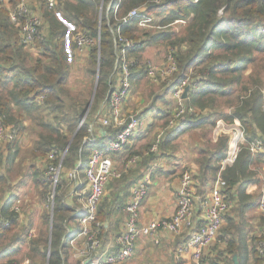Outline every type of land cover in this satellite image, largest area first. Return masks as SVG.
<instances>
[{"label": "trees", "instance_id": "trees-1", "mask_svg": "<svg viewBox=\"0 0 264 264\" xmlns=\"http://www.w3.org/2000/svg\"><path fill=\"white\" fill-rule=\"evenodd\" d=\"M18 1L12 0V3L16 5ZM101 2H103L104 12L99 17L98 10ZM118 4L119 8L116 11ZM134 7H138L140 10V15L136 18L156 13L157 15H164L170 21H176L187 19L193 15L187 33L179 36L176 40H172L170 43L175 48V57L179 70L171 80L163 81L164 88L173 93V89L179 83L187 77L190 78L189 83L195 91L189 97L184 98L188 107L196 104L199 107H205L204 94L212 91H223L227 85L236 79L240 81L242 70L250 63L257 61L256 53L264 52V0H64L60 6L64 17L76 25V31L78 29L83 30L95 39L100 38L101 65L103 67L111 65L110 70H101L94 105H92L81 127L76 130L85 112L86 104L89 103V99L80 100V97L74 96L73 103L65 108L67 105L66 101L62 93H59L62 89V92H66L63 85L71 68L70 53L66 47V37L69 33L68 26L59 19L54 10L49 9L48 4L44 1L41 10L48 26L45 24V32L38 35L35 40L36 45L41 49V56L34 63L28 65L25 63L27 61L25 49L27 48L21 42L20 33L14 30L15 24L11 21L8 10L0 7V74L6 76L9 74L6 71L10 69L12 72L11 76L15 75L17 77L14 87L5 94L6 98L2 97L0 100V115L5 114L6 121H11L12 103L19 104L29 110L44 104L49 106L54 112L63 113L61 118L67 123L69 131V134H64L59 128L53 127L57 133H51L46 136L48 140L44 145L42 138L46 137H42L40 148H38L37 152H34L35 154L48 152L53 148L64 151L70 142V138L74 136L67 149L64 163L67 164V167H74L80 161L81 170L85 174L92 146L105 142L89 140V120L93 117L98 105L105 99L111 84L115 81V79H112L111 73L113 70L115 73L114 64L117 51L119 52L120 50L117 41L118 30L120 29L123 34L134 41V48L131 52L135 53V57L139 61H143L141 51L146 44L153 42L159 37H169L172 34V32L166 33L162 31L149 34V31L146 30L136 34L131 27L136 18L128 22L120 20L121 16ZM97 45L95 43L90 47V56L92 51H97ZM183 46L187 48L185 49ZM217 48L223 49L225 55L216 54L214 49ZM96 56L97 54L94 55V57ZM220 58L224 60L222 61ZM5 61H8L6 63L10 64V68L2 67V65H5ZM21 63L26 66L20 65ZM219 70L223 74L231 72L237 73V75L232 76L230 79H224L217 75ZM146 75L147 69L145 66L132 69V80L140 79ZM262 88L263 86L260 85L248 97L243 92L247 93L249 88L244 86L241 94H239V102L241 104L230 115V120L237 117L242 121L250 138L257 137L259 130L264 133V107L262 105L264 93ZM68 91L70 92V90H67V95L69 94ZM39 96L45 97L43 104L36 100ZM208 119H211V116H206L202 112L200 114L196 111H188L172 125L173 128L168 130V132L178 131V134H181L183 128L200 125ZM121 128H113L111 131L112 137L110 136V138H114ZM222 138L219 139L221 142L220 147L218 145L217 150L212 152L219 161L225 156L228 149V138ZM18 141L19 137L9 145L11 146L9 150L13 147L18 150ZM164 144H166V139H161L156 151L150 150L152 146L150 144L149 152L156 153L162 149ZM136 153L138 152L130 150L127 159ZM155 153H151L147 157H154ZM254 160L264 162V153H258L254 156L248 148H244L236 162L227 166L223 171V175L231 187L228 189L229 196L235 198L233 188L234 185L238 184V200L245 207L249 206L246 198L250 196L249 185L251 183L248 182L258 183L260 181V178L253 176L250 168ZM219 165L216 168H219ZM136 172L137 170L134 169L129 172L130 174H124L120 182L124 183V185L127 183L132 185L142 175L140 173L132 177ZM39 178L41 184H44V186L49 185L48 197L51 183L46 177L45 171L40 173ZM64 180L65 177L63 175L61 183L56 190L52 237L50 239L49 236H46L44 243L46 252L51 244L49 264H70L68 260L70 240L81 229L72 208L64 200L66 188L63 191L60 188ZM247 183L248 185H246ZM261 191L253 194L255 199L253 204L257 205ZM8 203L0 211L3 219L11 220V225L2 227L0 222L2 233L10 232L14 228L20 214V211L15 208L10 209L11 203ZM126 203L124 202L120 206L124 207ZM100 217L101 222L107 218V213L102 209L98 213V220ZM104 228L105 225L102 222L101 233ZM233 229L234 223L230 221L229 225L225 227V231L233 233ZM262 238H255L256 243ZM238 239L240 242H237ZM245 241L246 234L241 232L237 238V235L233 233V237L231 236L229 239L228 247L223 250L230 262H233V255L240 252L239 264H246L244 257L245 251L247 253V245ZM252 250L255 257L261 256L259 250H255V246L252 247ZM209 259L211 264H221L219 257L210 256ZM255 259L257 261L256 264H258L259 259ZM18 263L19 261L17 260H10L6 264Z\"/></svg>", "mask_w": 264, "mask_h": 264}, {"label": "crops", "instance_id": "crops-1", "mask_svg": "<svg viewBox=\"0 0 264 264\" xmlns=\"http://www.w3.org/2000/svg\"><path fill=\"white\" fill-rule=\"evenodd\" d=\"M156 16L157 14L153 13L142 18H136L133 21L134 24L131 26L132 31L136 32L137 34H140V30L150 31V28H153L157 24H159L156 23L158 22L156 21ZM192 16L193 15H191V18ZM191 18L189 17L187 19L191 20ZM179 20H181V22H187V20L185 19ZM141 21L146 22L147 25L142 26ZM45 24L48 26L47 22H45ZM149 44L150 43L146 44L144 48H146ZM68 46L69 45L67 43V48ZM171 48V46H168L167 50L170 51ZM27 49H30L33 53H39V55H41V49H39L36 44L33 47ZM72 51L73 54L71 57V64L73 63V65H75L77 62H82L84 58H88V55L90 56V48L86 49L83 52L75 47L71 50V52ZM132 56L136 58L134 52L132 53ZM141 57L143 61H152L150 58H146L142 51ZM166 57L167 53L160 62L164 61ZM2 67L10 68V64L5 63V65H2ZM9 71L10 69L6 72H8L10 75L8 74L4 76L0 74V100L2 99V97L6 96L4 94H7L8 91L12 89V87H14V84L17 80V77L15 75L11 76L12 72ZM115 73V81L111 84V87L108 90L105 99L100 102L97 111L89 120V138L95 142L111 139V131L113 130V128H116L114 125H104L97 120L99 114H106V100L109 97L112 86H116L118 84L119 73L117 71V68L115 69ZM143 78L150 79V77L146 75L141 77L140 79L136 78L132 80V89L129 94L128 100L124 104L123 113L124 115L130 114L132 112L136 113L143 120L145 131L143 134L133 137L128 142V145H126L121 151L112 154L114 167L116 171L121 173V175L111 177L109 183L107 184L104 196L101 200L102 204L100 202L99 205L98 213L101 209L107 213V218H105V221H102L103 225H105V228L100 235V248H110L112 250L118 248L116 243L117 236L125 229V214L123 212L124 207L120 205L124 204V202L126 203V201L128 202L131 196L133 185L140 178L142 179L145 176L150 177V181L148 182L147 194L140 204V224L146 226L154 220L169 217L175 212L177 206V192L179 191L181 186L182 173L186 169H189L193 172V170L191 169L192 167L195 171V182H197L196 186H198L199 188H197L198 194L206 195V193H208L216 183L217 178L221 176L225 181L223 190L227 194L228 198L232 201V210L230 209L225 214L224 225L222 230L220 231L219 238L214 240L208 247L204 249V264H211L209 259L210 256L219 257L221 264H239L240 252L234 254L233 262H230L227 258V255L224 254L223 250L228 247L229 239L231 238V236L233 237V233L236 234L238 238L241 232L243 234H246L245 242L247 245L248 254L245 251V263L256 264L257 261L255 258H257V260L259 259L258 264H264V255L255 257L252 250L253 246H255V250H259V240L256 243L255 238H264V214L262 212L260 213V210L258 209V206L255 205V203L253 204L255 200L253 195L255 193L254 189L259 182H248L251 183L249 185L250 196L246 198V202L249 204V206L245 207V205L238 200V184L234 185L233 188L235 198L229 196L228 189L231 187L229 186L227 179L223 175V171L226 168H220L221 160L224 156L219 161L212 153L217 150L218 145L211 151V153H209L208 150H206L207 146L200 145L203 143L202 141H195L192 138V135H194L196 131H201L206 127L211 129L210 137L212 138V130L214 128V125L216 124V121L225 117L220 116V113L215 110L214 106H216V102L211 96L214 97L215 94H225V91H212L204 94V100L207 98L208 100L212 101L205 103L206 105L203 108L199 107L198 104L194 105L198 113L201 114L202 112V114L206 116H211V119H208L207 121L197 126L185 127L183 128V132L181 134H178V131H171L169 133L168 130L173 128V126L170 124V120L176 106V101L172 96L173 93L168 91L167 89H164L162 92H155L152 89L148 91L145 90V88L138 90L137 86L140 84ZM235 90L236 89H234V91ZM152 91L156 93L154 96ZM194 91L195 89H193L191 86L188 97ZM232 91L233 88L227 93L232 94ZM135 93L141 96H138L136 98ZM144 94L150 100H146L143 97ZM18 106L21 105L12 103V120L8 122L13 126L15 124L13 121V110H15V108ZM86 118L87 116L85 117L84 121L86 120ZM67 129L68 128L66 123V131L65 129H62V132L64 134H69V131ZM76 130H78V127ZM259 133L264 134L260 130ZM157 139H160V141L161 139H166V144H164L162 149H160L156 153L149 152L150 144L153 145V143ZM149 140L153 141L150 142ZM19 141L18 150H16L15 147L9 150V147H11L9 145L13 142H9L8 144L0 146V210H3L4 206L9 201L11 203H8L10 204V209L14 208L15 206H25L24 211H21L19 207L20 214L18 217V221L10 232L2 233L0 230V264H6L10 260H17L19 262H25L26 264H45L47 252L45 250L44 243L47 236V230L43 227V221L47 218L48 211L45 208V204L40 202L38 197L26 198L24 200L23 196L19 197L20 189L17 186V183L21 177L11 180V173L8 174L6 172V166L10 165L11 170L12 166H14V164L16 162L18 163V161L20 160ZM178 141L181 142L177 143ZM210 141L212 142V140ZM215 141L218 143V141L220 140ZM33 150V152H37V142ZM130 150L137 151L138 153H136L135 155H138L139 158L136 163L127 168L125 164L128 160L127 158L129 156ZM151 153H155V156L150 158L149 156L147 157V155ZM204 154L207 155L208 161L206 160V158L203 159L204 161H200L199 158V160L195 159V157H199ZM39 155L40 154L33 153L35 163L37 164L39 161L43 160L42 157H39ZM218 164H220L219 168H216L218 167ZM33 166L34 163H32V167ZM72 168L80 169L77 181H74L68 177V172L72 170ZM64 169V177L69 181L70 184L65 189L66 192L64 200L66 204L72 208L73 214L75 215V213L83 207L86 195L88 193V184L86 176L81 170L80 161L74 167H68ZM134 169H136L137 172L132 175V177L140 173H142V175L132 185H130L129 183L124 185V183L120 182L124 174L129 173ZM10 170L7 171L9 172ZM29 172V178H31L33 182L35 181L36 184L40 187V185L38 184L40 183V170L38 171V174L36 171L33 172L32 170H30ZM3 179H5V181ZM4 183L6 184V188L3 187ZM248 183L246 185H248ZM19 200H22L21 203H23L24 201V203L26 204H20ZM203 200L204 198L199 196L196 198L195 220L197 222H200L203 217ZM230 218H232V220H230ZM230 221H233L234 223L233 233L225 231V227L229 225ZM23 222H25V227L23 226ZM188 234V230L177 234L160 228L156 233H153L151 235H141L137 240L134 254L139 255L142 260L143 258L153 260L154 262H156V264H196L190 252L181 253L179 251V248H181L186 242ZM77 241L78 244L83 246L85 239L77 237ZM237 242H240V240L238 239ZM74 248L75 246H69V263L80 264L79 259L75 256ZM134 254L131 256V258L134 257ZM25 256H28L27 262L24 260Z\"/></svg>", "mask_w": 264, "mask_h": 264}, {"label": "built area", "instance_id": "built-area-1", "mask_svg": "<svg viewBox=\"0 0 264 264\" xmlns=\"http://www.w3.org/2000/svg\"><path fill=\"white\" fill-rule=\"evenodd\" d=\"M37 0H19L16 5L12 0H0V7L8 10L11 21L20 29V38L25 48H31L36 43V37L45 32L46 25L43 13L40 7L36 5ZM49 9L54 10L60 19L65 17L60 10L64 0H44ZM119 4L116 7V11ZM140 15L138 7L129 10L120 17L122 22H128ZM67 20V19H66ZM69 29L66 37V47L70 36L73 37V48H67L70 53V61L75 47L80 51H85L96 43V39L86 31L77 30L76 25L71 21L64 22ZM72 25V26H71ZM142 26L147 23L141 21ZM70 26V27H69ZM118 66L119 73L118 84L112 86L109 97L106 100V114H99L97 120L104 125H114L122 127L114 138L106 140L102 144H95L91 148L89 164L85 168V176L88 184V193L86 195L83 207L75 215L80 224V231L71 238L70 245L75 246V256L80 264H124L131 258L136 249L137 240L141 235H151L160 228L173 233L189 232L184 245L179 248L181 253L190 252L196 264H204V249L214 240L219 238L221 228L224 225L225 214L231 209L232 201L223 190L224 179L219 176L216 183L206 195L198 194L195 182V176L189 169L183 171L181 176V186L177 192V206L175 212L169 216L152 221L143 226L140 224V204L147 194L149 176L140 178L131 191V196L123 208L125 214V229L117 236L116 243L118 248L101 247V224L98 220V209L104 196L107 184L111 177L120 176L116 171L112 154L121 151L128 142L136 135L143 134L145 126L143 120L136 114L130 113L124 115V104L128 100L132 89V69L134 67L145 66L147 76L155 81L171 80L174 74L179 70V65L175 57V48L172 47L167 54L165 62L161 64L151 63L150 61H139L132 56L134 41L118 30ZM70 49V51H69ZM190 78L187 77L173 89V98L176 101L175 110L170 120L174 125L186 112H197L196 107L187 106L182 96ZM44 96H39L36 100L39 103L44 101ZM215 131L217 135L228 134V149L226 155L221 160L220 168H226L232 165L238 159L240 152L248 148L253 154L264 153V134L250 138L245 126L239 118H234L229 123L219 119L216 121ZM16 139L15 127L6 121L5 114L0 115V146L13 142ZM89 140H91L89 138ZM160 139H157L152 147L156 151L159 147ZM67 151H61L53 148L48 153V161L45 169L46 177L51 183V190L48 195V201L54 202L56 190L64 172V158ZM139 156H131L125 166L129 168L138 161ZM80 169L72 168L68 172V177L74 181L78 180ZM198 194V195H197ZM203 200V217L200 222L195 220V203L197 197ZM258 209L264 214V186L261 191L260 199L257 203ZM17 211L19 207H14ZM0 222L2 227L11 225L10 219H3L0 211ZM77 237L84 238V245L78 244ZM259 253L264 255V238L259 240ZM18 264H26L19 262Z\"/></svg>", "mask_w": 264, "mask_h": 264}, {"label": "rangeland", "instance_id": "rangeland-1", "mask_svg": "<svg viewBox=\"0 0 264 264\" xmlns=\"http://www.w3.org/2000/svg\"><path fill=\"white\" fill-rule=\"evenodd\" d=\"M43 0H37L36 1V5H38V7L42 8L43 6ZM99 12V17L102 16L103 11V2H101V6L98 10ZM191 18V16H190ZM60 19V18H59ZM192 19V18H191ZM62 22L68 21L65 18L64 19H60ZM187 20V22H181V20H177V21H170L167 19V17H165L164 15H157L156 16V23L157 24L155 27L150 28L149 30V34H155L156 32H166V33H170L172 32L171 36L169 37H159L156 40H154L153 42H150V44L146 47L142 49L143 54L145 55L146 58H150L152 61H150L151 63H155V64H161L163 62H165L166 59H164V61L160 62L166 55V53L168 54L167 48L168 46L173 47L172 45H170L172 40H176L179 36H182L183 34L187 33V30L189 28L190 25V19H185ZM14 30H16L18 33H20V29L17 28L14 25ZM140 30V33H142ZM144 32V31H143ZM137 34V33H136ZM73 37L70 36V41H71V45L72 48L73 46ZM70 41L68 40V45L71 48L70 45ZM118 41V40H117ZM96 44L97 45V51H92L91 56L88 55V58H84L82 60V62H77L75 65H73V63L71 64V68L67 77L66 82L64 83L63 87L66 90H70L69 92V96L67 95V93L64 91L62 92V90L59 93H62V96H64V100L66 101V107H69V104L73 103L74 96H78L81 99H89V101L92 98L93 92L97 91L98 85H99V80L101 77V70H110L111 69V65L110 66H106L103 67V65H101V41L99 42V38L96 39ZM185 49L187 47L183 46ZM216 54H220V55H225V51H223V49H214ZM25 53H26V57H27V61L25 62L28 65H31L32 63H34L38 57H40L41 55H39V53H33L30 49H25ZM97 54L96 57H94V55ZM1 56V54H0ZM257 57V61L254 63H250L245 69L242 70V72L240 73V81H237V79L235 81H233L232 83H230L229 85L226 86L225 90V94H215V96H211L214 101L216 102V106H214L215 110L218 111L220 113V116H223L225 118H221L222 120H224V122L229 123L231 119V114H233L236 110L237 107L241 104V102H239V94H241L242 88H244V86H247L249 88V90L246 92H243V94L245 96H250V94L252 92H254L255 90H257L259 88L260 85L263 86L262 90L264 93V52H259L256 53L255 55ZM118 51H117V57L115 60V69L118 66ZM222 59V58H220ZM47 60V59H44ZM224 59H222L223 61ZM8 61H5V63ZM156 62H160V63H156ZM7 64V63H6ZM22 66H26L25 64H20ZM113 68V66H112ZM217 75L222 77V78H232V76H236L237 73H231V72H227L226 74H223L221 70H219L217 72ZM111 77L112 79H115L116 77V73H114V70L111 73ZM145 79V78H143ZM140 82V84L137 86L138 90L145 88V90L150 91V89L154 90L155 92H162L165 88H164V84L163 81H155L153 79H145ZM233 91L231 92L232 94H229L227 92H229L230 90ZM234 89H236L234 91ZM59 91V90H58ZM146 92V91H145ZM153 92V91H152ZM155 92H153V96L156 94ZM146 94V93H145ZM144 94V98L146 100H150L146 95ZM5 95V94H4ZM138 95L137 93H135V97L137 98ZM174 99V98H173ZM212 100H208L207 98L205 99V103L211 102ZM91 105L90 107L88 106V104H86V110L89 108V111L92 107V105H94L95 102V97L93 99V101H91ZM43 104V103H42ZM262 105L264 107V98L262 100ZM84 112V113H85ZM13 121H14V126L16 129V137H19V143H20V160L18 161V163L16 162L14 164V166H12V169L10 170V165L6 166L7 170H10L9 172L6 170V172L10 175V179H17L20 178V180L17 183V186L19 187V192L20 195L19 197L23 196V200L26 198H35L38 197L39 201L45 204V208L48 211L47 214V218L43 221V227L46 228V234L47 237L49 236L50 238V233H51V229L53 226V209H54V202L52 200L48 201L47 198V191L49 190V185H45L44 184H40V187L36 184V182L33 180H31V178H29L28 173H30L29 171L32 170L33 172H37L40 170L41 173H43L46 169V165H47V161H48V152H42V153H38L40 154L39 157H42V161H39L38 164L35 163V158L33 156V149L36 146V142L38 144V148H40V142H41V138L42 137H46L49 136L51 133L55 134L57 133L53 127L59 128L61 131L62 129H65L66 131V122L61 118V114L60 112H54L53 110H51L49 108V106H45L44 104L38 107V108H33L32 110H29L27 108H24L22 106H18L15 108V110H13ZM74 115V113H73ZM84 115V114H83ZM82 115V117H83ZM63 121V122H61ZM65 124V125H63ZM216 125V124H215ZM215 125L214 128L212 130V138L210 137L211 134V129H209L208 127L202 129L201 131H196L194 133V135H192V138L195 141H202L203 143L200 144L201 146H207L206 150H208L209 153H211V151L217 147V145H219L221 142L218 141V143L215 140H219L222 137H228V134L223 133L221 135H217L216 131H215ZM65 126V128H64ZM18 127V128H16ZM68 130V129H67ZM261 133L258 134V136ZM73 136L70 138V142H72L73 140ZM225 139V138H222ZM43 140V145L46 143V141L48 140V138H42ZM207 140V141H206ZM212 140V142L210 141ZM150 141V140H149ZM153 141V140H151ZM150 141V142H151ZM68 146L69 147V144ZM181 141H178L177 143H179ZM229 142V140H228ZM149 143V142H148ZM215 143V144H214ZM176 144V143H175ZM171 148V146H170ZM68 148H66L65 150H67ZM181 150V149H180ZM258 154V153H257ZM240 155V154H239ZM254 156H256V153L253 154ZM239 157V156H238ZM200 161H204L203 159L206 158V160L208 161L207 155H201L199 157H195L196 160ZM255 159V158H254ZM1 163V162H0ZM32 163H34V166L32 167ZM65 164V163H64ZM204 165V164H203ZM64 168H68L67 164H65ZM250 168L253 172V176L256 178H260L259 183L256 185L255 193H258L259 191L262 190L263 186H264V162L261 160H254L251 165ZM191 169L193 170V174L195 176V171L194 169L191 167ZM65 170V169H64ZM64 175V172H63ZM196 178V177H195ZM6 179V178H5ZM5 179H3L5 181ZM116 181V180H114ZM197 183V182H196ZM5 183L3 185V187H5ZM69 181L68 180H64L63 185L60 187L61 191H63L67 186H69ZM6 188V187H5ZM198 188V186H197ZM199 189V188H198ZM4 190V188H3ZM58 194V192H57ZM22 200H19L20 204H26L21 203ZM102 204V202H101ZM21 211H24V205L19 206ZM234 207V206H233ZM232 210V209H231ZM259 211V210H258ZM261 213V211H260ZM99 221H101V217L99 219ZM23 226L25 227V222H23ZM28 228V227H27ZM26 228V229H27ZM50 240V239H49ZM49 248L47 251V255H46V262L45 264L48 263L49 260ZM28 257V256H27ZM26 256L24 257V260L27 262L28 258ZM124 264H156V262H154L153 260H150L148 258H143V260L141 259V257H139V255L134 254L133 258H130L129 261H127Z\"/></svg>", "mask_w": 264, "mask_h": 264}, {"label": "water", "instance_id": "water-1", "mask_svg": "<svg viewBox=\"0 0 264 264\" xmlns=\"http://www.w3.org/2000/svg\"><path fill=\"white\" fill-rule=\"evenodd\" d=\"M99 42H100V38H99ZM190 88H191V84L190 83H188L187 85H186V87H185V89H184V91H183V94H182V96L184 97V98H186V97H188V93H189V90H190ZM95 91L93 92V95H92V98H91V100L89 101V104H88V106L90 107V105H91V101H93V99H94V97H95ZM88 112H89V108L86 110V112L84 113V115H83V117H82V120H81V122H80V125L78 126V129L81 127V125H82V123H83V121H84V119H85V117L87 116V114H88ZM74 137V136H73ZM68 148V147H67ZM67 151V150H66ZM54 203H55V199H54ZM53 214H54V209H53ZM51 237H52V229H51V233H50V239H51ZM50 246H51V244L49 245V250H50ZM49 257H50V252H49ZM47 264H49V260H48V263Z\"/></svg>", "mask_w": 264, "mask_h": 264}]
</instances>
